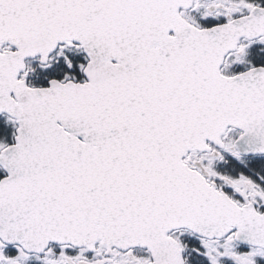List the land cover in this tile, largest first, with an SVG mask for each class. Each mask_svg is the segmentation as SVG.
<instances>
[{
    "label": "snow or ice",
    "instance_id": "1",
    "mask_svg": "<svg viewBox=\"0 0 264 264\" xmlns=\"http://www.w3.org/2000/svg\"><path fill=\"white\" fill-rule=\"evenodd\" d=\"M0 264H264V0H0Z\"/></svg>",
    "mask_w": 264,
    "mask_h": 264
}]
</instances>
